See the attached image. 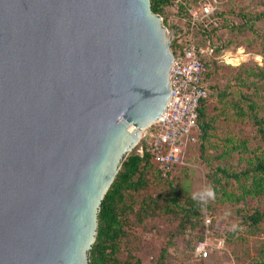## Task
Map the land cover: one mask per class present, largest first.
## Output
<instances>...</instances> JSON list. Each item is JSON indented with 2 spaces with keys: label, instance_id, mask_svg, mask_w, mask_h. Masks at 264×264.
I'll return each mask as SVG.
<instances>
[{
  "label": "water",
  "instance_id": "1",
  "mask_svg": "<svg viewBox=\"0 0 264 264\" xmlns=\"http://www.w3.org/2000/svg\"><path fill=\"white\" fill-rule=\"evenodd\" d=\"M151 0H0V264H91L102 201L166 109Z\"/></svg>",
  "mask_w": 264,
  "mask_h": 264
},
{
  "label": "rangeland",
  "instance_id": "2",
  "mask_svg": "<svg viewBox=\"0 0 264 264\" xmlns=\"http://www.w3.org/2000/svg\"><path fill=\"white\" fill-rule=\"evenodd\" d=\"M218 5L227 18L242 22L243 15H248L255 22L243 32H231L228 25H223V38L232 37L233 40L219 53L220 68L211 66L208 83L219 87V91L227 90L229 100L242 101L247 95L257 102L258 113L264 116V79L248 74L250 70L260 71L257 64L264 69V0H218ZM176 15V6L172 3L166 5L160 15L168 32L176 29ZM228 58H234L237 63L229 62ZM227 66H234V69ZM231 104L230 101L214 102L211 113L216 114L217 125L210 134L207 148L202 152L200 141L192 147L185 163L175 170L173 180L160 179L153 165L147 173L148 187L128 196L131 209L124 222L125 234L119 242V264L137 260H141L140 264H157L164 248L166 264H255L264 259V219L252 227L245 216L256 210L264 211V193L241 201H224L220 199L221 193H215L208 177L217 165L228 166L231 170L244 169L246 161L240 158L234 143L244 140L251 149L264 147L251 109L247 108V113L242 114ZM171 182L176 190H181L183 201L189 194L202 203V215L197 223L182 220V211L167 209L169 193L173 192ZM233 184L228 187L229 191L237 188L236 183ZM150 199L156 201L155 209L146 210L145 203ZM206 238L211 245L209 256L203 257L197 254L196 245ZM222 240L224 243L219 246Z\"/></svg>",
  "mask_w": 264,
  "mask_h": 264
},
{
  "label": "trees",
  "instance_id": "3",
  "mask_svg": "<svg viewBox=\"0 0 264 264\" xmlns=\"http://www.w3.org/2000/svg\"><path fill=\"white\" fill-rule=\"evenodd\" d=\"M175 0H151V7L153 12L162 15L165 11V6L172 3ZM198 0H180L179 12L176 17L178 22L175 24L176 29L180 30L179 24L184 22V19L190 17L189 8L196 4ZM223 15L221 27L216 31L215 29L210 32L216 36V48L213 55L205 56V71L203 74V85L207 88L208 94L204 96L199 104V117H198V128L196 129L197 139L194 143L190 144L187 152L200 141V149L203 152L207 148V141H210V134L212 130L216 128V114L211 113V107L217 100L221 104L230 101L232 106L238 109V112L246 114V109H251V117L254 123L257 125L260 137L264 141V116H260L258 113L259 105L252 99H248L247 95L244 96V100H237L228 98L227 90H220L219 87L208 83V79L211 76V69L213 64L216 68H220L218 60L220 59L219 53L224 51L226 47L232 42L233 38H223L221 33L223 25H228L231 32L240 31L243 32L245 29L252 28L255 20L248 15H243L244 21L237 22L231 18H227ZM226 15V14H225ZM227 19H226V18ZM185 23L187 29L190 27L188 20ZM174 27V28H175ZM208 31L201 29H194L193 34L198 44H201L207 35ZM177 34V32H175ZM188 37V36H187ZM172 49L176 52L179 48V42L175 39L171 42ZM261 58V57H260ZM263 59V58H262ZM241 65V64H240ZM229 69H234V66H227ZM260 68L259 72L254 70L249 71V75L264 79V69ZM216 95V99H215ZM234 149L239 151L240 158L246 161V166L242 170H231L228 166L217 165L212 169V174H208L211 180L213 189L216 194L221 193V200L224 201H241L245 200L248 196H260L264 193V147L258 146V148L251 149L247 141H240L234 143ZM139 147H135L124 160L115 180L111 184L107 191L99 212V227L96 241L94 242L90 251L91 264H119L118 251L120 239L124 236V222L128 217L127 212L130 211L131 207L128 204V196L134 192H138L145 189L149 185V178L147 177L148 170L154 165L157 174L160 179L164 181L173 180V174L175 170L180 166L178 165L169 176L165 177L162 175L156 161L152 155L148 152H140ZM228 151H225L227 154ZM222 155V154H221ZM220 155V156H221ZM222 157V156H221ZM236 187L233 191H229L228 187L234 185ZM172 188V194L169 193L170 205L167 209H177L182 211V220L189 221L191 223H197L202 215V203L192 197L189 194L184 196L182 200L181 190H176L173 182L170 183ZM239 192H237V190ZM156 201L150 199L148 204L145 203L144 209H155ZM175 211V210H174ZM175 211V212H177ZM246 218L249 219L250 225L254 227L264 219V211L256 210L252 214H245ZM203 240V239H202ZM166 248L163 249L161 258L157 264H166ZM141 260L136 262H128L127 264H140ZM255 264H264V259L258 261Z\"/></svg>",
  "mask_w": 264,
  "mask_h": 264
},
{
  "label": "built area",
  "instance_id": "4",
  "mask_svg": "<svg viewBox=\"0 0 264 264\" xmlns=\"http://www.w3.org/2000/svg\"><path fill=\"white\" fill-rule=\"evenodd\" d=\"M180 0L174 1L179 12ZM190 17L184 19L190 23L179 24L180 30H172V41L179 42L170 68L171 95L163 114L156 121L141 131L140 152H148L156 161L163 176L167 177L178 166L185 163L190 144L197 139L199 104L208 94L203 85L205 71L204 59L213 55L216 48V36L211 30L221 27L223 15L218 0H198L189 8ZM208 31L203 42L198 44L193 34L194 29ZM177 32V34H175ZM188 36V37H187ZM223 240L219 246H222ZM209 239L200 240L196 245L197 254L208 257Z\"/></svg>",
  "mask_w": 264,
  "mask_h": 264
},
{
  "label": "bare ground",
  "instance_id": "5",
  "mask_svg": "<svg viewBox=\"0 0 264 264\" xmlns=\"http://www.w3.org/2000/svg\"><path fill=\"white\" fill-rule=\"evenodd\" d=\"M228 61L231 62V63H237L234 58H228Z\"/></svg>",
  "mask_w": 264,
  "mask_h": 264
},
{
  "label": "clouds",
  "instance_id": "6",
  "mask_svg": "<svg viewBox=\"0 0 264 264\" xmlns=\"http://www.w3.org/2000/svg\"><path fill=\"white\" fill-rule=\"evenodd\" d=\"M208 195L210 196V195H212V193L209 191V192H208Z\"/></svg>",
  "mask_w": 264,
  "mask_h": 264
}]
</instances>
